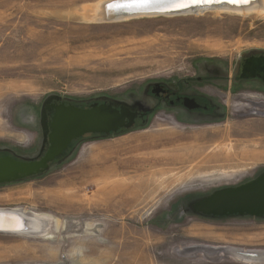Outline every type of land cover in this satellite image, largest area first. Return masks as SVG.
Wrapping results in <instances>:
<instances>
[{
  "label": "rangeland",
  "instance_id": "1",
  "mask_svg": "<svg viewBox=\"0 0 264 264\" xmlns=\"http://www.w3.org/2000/svg\"><path fill=\"white\" fill-rule=\"evenodd\" d=\"M100 1L0 0V156L42 157L58 101L147 106L150 82L206 79L190 86L214 92L224 118L189 126L157 112L86 134L45 171L0 183V209L43 220L32 233L0 232V264H264L233 255L264 251V216L199 208L264 173V85L235 81L241 57L264 54V14L92 20ZM204 141L192 161L176 151ZM112 181L125 201L103 198Z\"/></svg>",
  "mask_w": 264,
  "mask_h": 264
},
{
  "label": "water",
  "instance_id": "2",
  "mask_svg": "<svg viewBox=\"0 0 264 264\" xmlns=\"http://www.w3.org/2000/svg\"><path fill=\"white\" fill-rule=\"evenodd\" d=\"M242 62L241 57L240 74L244 73L246 78L255 77L264 82V55L251 58L245 67ZM125 119L129 120L126 124ZM133 119V114L128 113L126 108L117 109L105 103H93L88 108L71 104L55 106L49 122V146L45 154L37 160L0 156V183L39 174L76 138L87 133L107 134L117 131L120 127L131 125ZM199 208L204 213L214 215L264 216V173L240 186L214 192L200 202Z\"/></svg>",
  "mask_w": 264,
  "mask_h": 264
},
{
  "label": "bare ground",
  "instance_id": "3",
  "mask_svg": "<svg viewBox=\"0 0 264 264\" xmlns=\"http://www.w3.org/2000/svg\"><path fill=\"white\" fill-rule=\"evenodd\" d=\"M135 0H103L96 4L94 8V13L90 16L92 20H101V19H118V18H129L136 16L144 15H172L177 13H191L194 12H203L204 10H212L216 14L219 12H229L235 14H249V13H260L264 14V0H241V2H232V0H208V2H199L202 5H194L197 3H192L191 0H183L187 4V7L175 8L173 5L175 3L181 2V0H148L146 6L143 7H124V5L132 4ZM194 5V6H190ZM175 9V10H171ZM209 10V11H210ZM92 11V12H93ZM87 13V11H86ZM85 13V14H86ZM87 15H89L87 13ZM86 15V16H87ZM195 138H199V135H195ZM208 141V140H207ZM204 145H192L190 147H179L178 155L182 153L184 161H192L198 157L203 149L206 147V142H203ZM191 150V153H188V150ZM110 169L102 170V175L104 178H108V172ZM108 182V181H107ZM104 183V182H103ZM112 188L107 187V183L101 186V192L106 196L111 194L119 195L122 200H126L125 190L123 184L118 181H112ZM147 186V185H146ZM144 187V183H139L133 185L131 191L136 194V191ZM147 188V187H146ZM140 190V189H139ZM131 192V193H132ZM106 193V195H105ZM102 194V196H103ZM128 198L129 193H127ZM102 198V199H103ZM102 201V200H101ZM44 217V216H43ZM40 221H43L41 216L27 213L25 210L16 209L14 211L0 209V232H31L38 228ZM41 226V224H40ZM39 226V227H40ZM38 230V229H37ZM40 234V233H39ZM235 258L250 261V262H260L264 261V251L263 250H254V251H240L235 249L233 251ZM143 258V257H142Z\"/></svg>",
  "mask_w": 264,
  "mask_h": 264
},
{
  "label": "flooded vegetation",
  "instance_id": "4",
  "mask_svg": "<svg viewBox=\"0 0 264 264\" xmlns=\"http://www.w3.org/2000/svg\"><path fill=\"white\" fill-rule=\"evenodd\" d=\"M262 55L264 54H249L242 57V66L245 67V65L248 64L251 58L259 57ZM239 70L240 59L237 64V74L235 78V81L237 83L241 81L255 80L264 85V82L258 78L244 77L245 74H240ZM210 80L212 79L210 78ZM194 81H197V83H202L206 82L207 80L198 77L196 79H193L192 81H179L178 83L164 81L150 82L145 88L146 96L144 101L148 102L147 106L140 105V107L139 105H123L119 106L117 109L124 107L127 109L128 113L133 114L134 119L131 122L132 126L142 124L143 122L148 120L150 116L157 112L168 113V115H171L172 118L177 119L180 123L188 124L189 126L194 124L199 126L224 118V114L222 115V113L217 109L218 103L216 98L211 97L214 92L210 91L212 93H208L205 92V90L194 89L192 86H190V83ZM208 85H212V83L209 81ZM102 103L104 102H98V104ZM61 104H71L80 108H88L91 105V103L85 105L69 101H58L54 106H52V112H48L49 122L51 121V117L55 111V106ZM128 122L129 120L125 119V124ZM123 128L124 127H120L118 130H122ZM79 138H76L75 140ZM75 140H73L72 142H74ZM47 146L48 145H46V148Z\"/></svg>",
  "mask_w": 264,
  "mask_h": 264
},
{
  "label": "snow or ice",
  "instance_id": "5",
  "mask_svg": "<svg viewBox=\"0 0 264 264\" xmlns=\"http://www.w3.org/2000/svg\"><path fill=\"white\" fill-rule=\"evenodd\" d=\"M192 3H199V2H208V0H191ZM232 2H241V0H232ZM246 2V0H244ZM148 3V0H135L132 4L124 5V7H143L146 6ZM175 8H183L187 7V4L181 0V2L175 3L173 5Z\"/></svg>",
  "mask_w": 264,
  "mask_h": 264
}]
</instances>
